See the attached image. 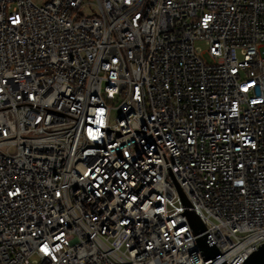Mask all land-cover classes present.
Segmentation results:
<instances>
[{
    "label": "built area",
    "instance_id": "1",
    "mask_svg": "<svg viewBox=\"0 0 264 264\" xmlns=\"http://www.w3.org/2000/svg\"><path fill=\"white\" fill-rule=\"evenodd\" d=\"M261 243L264 0H0V264Z\"/></svg>",
    "mask_w": 264,
    "mask_h": 264
},
{
    "label": "water",
    "instance_id": "2",
    "mask_svg": "<svg viewBox=\"0 0 264 264\" xmlns=\"http://www.w3.org/2000/svg\"><path fill=\"white\" fill-rule=\"evenodd\" d=\"M185 203L190 205L187 200ZM186 213L190 219L195 235H200L197 241L205 259L215 258L219 254V251L216 246L209 245L207 235L204 234L206 231L204 223L194 211L187 210ZM208 264H227V262L223 256H220ZM242 264H264V243H261L256 250L251 252Z\"/></svg>",
    "mask_w": 264,
    "mask_h": 264
},
{
    "label": "rangeland",
    "instance_id": "3",
    "mask_svg": "<svg viewBox=\"0 0 264 264\" xmlns=\"http://www.w3.org/2000/svg\"><path fill=\"white\" fill-rule=\"evenodd\" d=\"M35 3H37V4H42L43 2H45L46 0H33ZM85 12H86V14H90V13H92V11H91V9H85ZM199 46H201V52H205V54H204V57L207 59V60H209V61H211L210 60V57H209V55L206 53V50H207V47L205 46V45H200L199 44ZM240 57L242 58V55H240ZM113 104H115L114 106H118V101H114V102H112ZM118 114H119V111H118V109H114L113 111H112V117H111V119H112V121H114L115 119H116V117L118 116Z\"/></svg>",
    "mask_w": 264,
    "mask_h": 264
}]
</instances>
